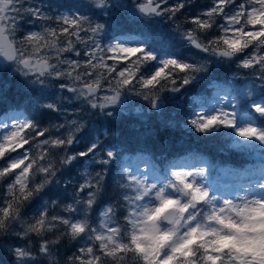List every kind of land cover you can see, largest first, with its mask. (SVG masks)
<instances>
[{
  "label": "snow or ice",
  "instance_id": "obj_1",
  "mask_svg": "<svg viewBox=\"0 0 264 264\" xmlns=\"http://www.w3.org/2000/svg\"><path fill=\"white\" fill-rule=\"evenodd\" d=\"M188 6L0 0V103L14 110L0 119V248L11 264H61L65 241L79 246L63 264H264V0H212L180 22ZM51 114L63 122L42 126ZM193 140L209 148L193 152ZM213 169L248 178L246 195L218 194Z\"/></svg>",
  "mask_w": 264,
  "mask_h": 264
},
{
  "label": "trees",
  "instance_id": "obj_2",
  "mask_svg": "<svg viewBox=\"0 0 264 264\" xmlns=\"http://www.w3.org/2000/svg\"><path fill=\"white\" fill-rule=\"evenodd\" d=\"M175 2H176V0H169V3H175ZM211 5H212V0H190V6H188L183 11V15H181V17H180V22H183V20L186 17H191V16H195V15L199 14L200 12L204 11L205 9L210 7ZM161 22H160L161 28H166V29H168L167 31L169 33H171L172 32V25L170 24V22H168L167 20H161ZM215 34H216V30L214 29L212 35H215ZM235 67L236 66L233 64L231 66V70L235 69ZM229 71L230 70H229V67H227V65L222 66V72H223L222 74L228 73ZM15 91H16V89L13 88L9 94V100L13 104L15 103V100L13 98L12 93H15ZM177 99L179 100V97ZM7 110H11L9 108V105L5 104V103H0V116H1V114H3V112H5ZM56 121H57L56 114L46 115V116L42 117V126H47L50 123H55ZM130 124H131V120H129V126H130ZM133 146H135V145H133ZM185 147H189V145H185ZM179 148H180V145H177V149H179ZM190 148L195 149V150H201V149H208L209 146L205 145L203 142L193 140L190 144ZM199 152L205 158H207L210 161L217 163V164L220 163V159H223V157L216 158L215 154L212 153L211 151L205 150V151H199ZM238 163H239L238 158H230V160H229V165L237 166ZM221 166L223 167L224 165H221ZM81 171H82V169H81ZM216 171H217L216 169H213L211 171V175L214 174ZM68 178H69L68 175H65L62 178V183L64 180H67ZM71 179H72L73 184H75L76 183V173L75 172L71 174ZM62 183H61V187L64 186V185H62ZM71 191H72L71 188H69V195H71ZM47 199H48V197H45V200H47ZM43 202L44 201H41V203H43ZM67 202L71 203V200H69ZM34 210H35V206L25 209L26 215L28 217H30L33 214ZM74 245H75V242H68V241L63 242L62 245L59 246V250L56 254L57 255L56 260L60 261L61 264H63L62 257L66 258L67 256L72 255L76 251V248L79 246V245H75V246ZM11 261H12L11 259H8L5 256H2L0 254V264H11ZM128 264H133V261L130 260L128 262Z\"/></svg>",
  "mask_w": 264,
  "mask_h": 264
},
{
  "label": "rangeland",
  "instance_id": "obj_3",
  "mask_svg": "<svg viewBox=\"0 0 264 264\" xmlns=\"http://www.w3.org/2000/svg\"><path fill=\"white\" fill-rule=\"evenodd\" d=\"M161 23L159 25H157V28L158 29H166V28H161ZM166 30H168V29H166ZM185 51H187V50H185ZM223 66H226V65H223ZM233 70H235V69H233ZM128 108H130V109L142 108L143 110L146 111V102L138 100L136 98H132L129 101ZM15 111H19V110H15ZM13 114H14V110H12V109L7 110V111L3 112V114H1L0 119L8 120V118L11 117ZM135 115L136 114L133 112L132 116L135 117ZM56 117H57V114H56ZM89 118L91 120L96 119L95 117H89ZM57 122H63V117H59V118L57 117V121L55 123H57ZM89 126H91V125H89ZM77 147H83V144L78 145ZM192 150H193V152H197V150H195V149H192ZM198 154L203 156L200 152H198ZM182 155L185 157H188L187 152L182 153ZM141 168H143V165H141ZM210 180L213 183H215L217 187H219L221 189V192L218 194L229 196V197H234L237 195H240V196L246 195V192L244 190H241V188L239 186L242 184L246 185L249 182L248 178H246V177L245 178H237V177H233L231 175H224L223 173L219 172L218 170L210 176ZM62 185H64V184L62 183ZM8 244H12L14 246H22L23 241L18 240L15 237H10L8 239ZM0 254L2 256H5L8 259H11V260L13 259L7 253V244L3 248H0ZM56 257H57V255H56Z\"/></svg>",
  "mask_w": 264,
  "mask_h": 264
},
{
  "label": "flooded vegetation",
  "instance_id": "obj_4",
  "mask_svg": "<svg viewBox=\"0 0 264 264\" xmlns=\"http://www.w3.org/2000/svg\"><path fill=\"white\" fill-rule=\"evenodd\" d=\"M22 24H23V22H22ZM28 29H33V25H31V24H23V30H28ZM33 30H35V29H33Z\"/></svg>",
  "mask_w": 264,
  "mask_h": 264
},
{
  "label": "bare ground",
  "instance_id": "obj_5",
  "mask_svg": "<svg viewBox=\"0 0 264 264\" xmlns=\"http://www.w3.org/2000/svg\"><path fill=\"white\" fill-rule=\"evenodd\" d=\"M229 166H232V165H229ZM232 167H235V166H232Z\"/></svg>",
  "mask_w": 264,
  "mask_h": 264
}]
</instances>
